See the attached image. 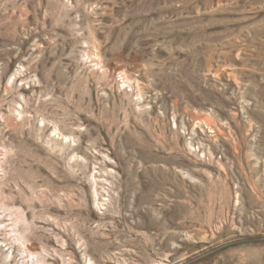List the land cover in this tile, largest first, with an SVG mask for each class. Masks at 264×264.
I'll return each mask as SVG.
<instances>
[{"label": "rangeland", "instance_id": "1", "mask_svg": "<svg viewBox=\"0 0 264 264\" xmlns=\"http://www.w3.org/2000/svg\"><path fill=\"white\" fill-rule=\"evenodd\" d=\"M35 262L264 264V0H0V264Z\"/></svg>", "mask_w": 264, "mask_h": 264}, {"label": "bare ground", "instance_id": "2", "mask_svg": "<svg viewBox=\"0 0 264 264\" xmlns=\"http://www.w3.org/2000/svg\"><path fill=\"white\" fill-rule=\"evenodd\" d=\"M36 261V260H35ZM38 263V262H37ZM36 262L34 264H37Z\"/></svg>", "mask_w": 264, "mask_h": 264}]
</instances>
